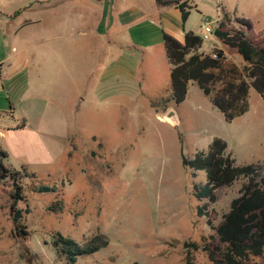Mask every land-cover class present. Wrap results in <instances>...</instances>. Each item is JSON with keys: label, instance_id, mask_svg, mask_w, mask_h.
Masks as SVG:
<instances>
[{"label": "rangeland", "instance_id": "374dc122", "mask_svg": "<svg viewBox=\"0 0 264 264\" xmlns=\"http://www.w3.org/2000/svg\"><path fill=\"white\" fill-rule=\"evenodd\" d=\"M57 2L0 0V11L17 12L25 21H35L44 12L39 6ZM66 5L63 16L75 14L73 3ZM60 7L51 10L58 14ZM239 10L252 13L254 30L264 38V13L243 1ZM229 18L236 27L237 18L245 19ZM189 26L200 32L204 46L211 50L214 39L207 38L200 20L192 17ZM61 29L63 36L68 34L65 25ZM83 29L77 28L78 39L87 35L80 33ZM48 33L54 36L49 30L30 33L31 47L39 49L38 37L46 39ZM219 52L222 70L215 72L211 96L194 82L186 99L177 104L171 96L170 61L161 50L142 57L137 67L129 64L133 79L126 82L124 95L108 98L88 87L87 102L71 121L64 158L36 166L31 173L21 170L26 199L16 206L23 210L19 225L13 220V183H0V264H67L53 250L56 233L80 244L96 235L106 237V248L78 264H185L187 254L196 264H213L205 247L219 246L220 240L207 224V216H199V208L208 200L196 196V188L204 189L207 183L206 172L195 174L184 159L207 154L219 138L227 143L237 165L260 166L264 174V100L250 88L246 110L234 111V119L227 121L213 98L229 83L252 84L254 80L252 72L246 71L250 65L240 55ZM132 55H137H130L136 60L140 57ZM170 109L177 111L179 124L165 120ZM33 172L36 177L31 176ZM243 182L217 191V203L208 208V213L216 214L214 226L222 223L232 201L240 196ZM192 243L199 249L186 247ZM257 263L264 264V258Z\"/></svg>", "mask_w": 264, "mask_h": 264}, {"label": "crops", "instance_id": "0c3cea01", "mask_svg": "<svg viewBox=\"0 0 264 264\" xmlns=\"http://www.w3.org/2000/svg\"><path fill=\"white\" fill-rule=\"evenodd\" d=\"M163 1L172 4L157 0H60L55 5L39 6L44 12L35 21H25L17 12L0 11V145L8 152V169L31 173L36 166L63 159L69 148L71 121L87 102V88L108 98L124 95L126 82L133 79L130 73L134 69L129 64L137 67L142 57H152L160 50L167 55L164 33L181 43L190 31L203 38L189 26L194 16L202 30L206 20L215 28L224 14L251 21L250 11L239 10L241 1L264 13V0ZM71 3L75 14L63 16L66 4ZM184 4L189 12L186 22L180 9ZM58 5L57 14L51 8ZM63 25L68 29L65 36ZM83 26L86 29L80 33L87 35L78 39L75 32ZM38 29L49 30L54 36L38 37L40 47L33 49L29 34ZM211 36L213 48L203 45L201 52L211 55L221 49L229 54V48ZM132 54L140 57L136 60L132 57L137 55Z\"/></svg>", "mask_w": 264, "mask_h": 264}, {"label": "trees", "instance_id": "16d2710c", "mask_svg": "<svg viewBox=\"0 0 264 264\" xmlns=\"http://www.w3.org/2000/svg\"><path fill=\"white\" fill-rule=\"evenodd\" d=\"M161 4L170 5L172 2L157 0ZM186 5H181L183 21L189 17ZM239 27L231 23L227 14L217 23L214 36L229 48V55H240L250 66L246 71L252 72L249 84L246 81L229 83L214 98V104L226 116L227 121L234 119V111L247 107V96L250 88H255L264 100V38L256 33L254 25L247 19H236ZM163 40L168 59L172 66L171 86L172 99L181 103L186 99L190 82H195L208 96L212 95V84L216 79L215 72L222 70L220 61L201 52L204 39L194 32H187L184 43L179 42L168 33ZM241 103V104H240ZM8 158L0 145V183L11 180L13 183L12 211L15 224L23 219V210L16 209L20 201L26 199L22 186L21 171L10 170L5 161ZM195 174L205 171L207 183L204 189L196 188L199 199H207L208 203L199 208V216H207V224L216 231L220 245L214 248L205 247L213 264H258L264 258V174L260 166H239L233 155L228 152L227 143L216 138L209 146V152L199 153L192 160L184 159ZM36 177L35 174L31 175ZM239 180H244L240 196L231 203L230 211L224 215L219 226H214L215 212L208 213L210 204L218 201L217 191L231 187ZM50 191L51 188H43ZM109 245L104 235H96L84 244L65 237L61 233L53 236L52 247L56 256L64 259L67 264H78L79 261L91 256ZM186 247L199 249L195 243ZM185 264H196L190 254L185 258Z\"/></svg>", "mask_w": 264, "mask_h": 264}, {"label": "built area", "instance_id": "2783aa9c", "mask_svg": "<svg viewBox=\"0 0 264 264\" xmlns=\"http://www.w3.org/2000/svg\"><path fill=\"white\" fill-rule=\"evenodd\" d=\"M203 30L206 33L207 38H209V36L211 35H214L215 28H214L213 22H211L210 20H206L203 24ZM219 51H222V50L216 49L210 56L213 59L219 60L221 58ZM202 53L206 54L205 51H203Z\"/></svg>", "mask_w": 264, "mask_h": 264}, {"label": "water", "instance_id": "95a60500", "mask_svg": "<svg viewBox=\"0 0 264 264\" xmlns=\"http://www.w3.org/2000/svg\"><path fill=\"white\" fill-rule=\"evenodd\" d=\"M165 120L173 125L179 124V117L178 113L175 109H170L166 114H165Z\"/></svg>", "mask_w": 264, "mask_h": 264}]
</instances>
